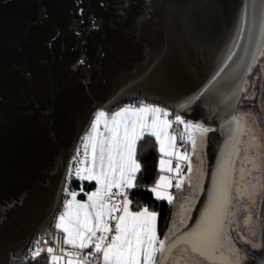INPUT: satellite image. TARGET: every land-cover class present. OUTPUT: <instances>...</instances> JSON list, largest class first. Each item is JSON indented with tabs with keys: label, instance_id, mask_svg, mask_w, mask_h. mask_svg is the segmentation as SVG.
<instances>
[{
	"label": "water",
	"instance_id": "obj_1",
	"mask_svg": "<svg viewBox=\"0 0 264 264\" xmlns=\"http://www.w3.org/2000/svg\"><path fill=\"white\" fill-rule=\"evenodd\" d=\"M261 3L0 0V264L24 257L36 235L52 231L67 170L100 108L143 99L212 129L190 213L171 239L197 226L230 154L231 201L232 151L241 137H233L232 117L246 125L238 113L241 81L259 37L257 18L249 39L251 6ZM245 12L247 22H238Z\"/></svg>",
	"mask_w": 264,
	"mask_h": 264
},
{
	"label": "snow or ice",
	"instance_id": "obj_2",
	"mask_svg": "<svg viewBox=\"0 0 264 264\" xmlns=\"http://www.w3.org/2000/svg\"><path fill=\"white\" fill-rule=\"evenodd\" d=\"M251 8L252 25L249 28V39H252L257 18L259 37L255 42L256 47L252 50L245 76L252 72L253 64L258 58H264V3L253 4ZM247 19L248 14L245 12L243 16L238 17V22L245 23ZM242 35L243 29L238 28L237 36ZM234 55L235 52L230 51L223 63L226 65ZM16 69L27 79L31 78L28 70L19 65ZM222 71L223 69L216 72L212 79L215 80ZM209 83L211 84V81ZM241 84L246 87L247 79H242ZM169 116L168 108L143 101L138 102V106L125 104L111 113L104 108L95 112L90 121V130L83 137L84 153L80 156L77 150V156L73 157L75 168H69L66 174L69 181L75 176L79 181H94L95 187L86 193V200L77 199L79 193L76 190L69 187L61 189L67 198L63 201V211L56 217L55 228L62 231L64 246L59 249L60 255L56 254L54 247H47L50 264H93V261L95 264H165L173 248L181 243L187 246L183 249L185 253L190 251L198 254L208 264H245L247 252L238 246L239 241L253 249L264 247V242H256L257 229L253 226L251 209L257 193L264 194V183L244 185L243 189L237 188L241 196L247 193L251 202L244 205L246 214L243 223L248 235L239 231L237 238L234 239L231 235L234 227H240L237 219H228L230 215H237L236 212L230 211L231 154L220 171L215 190L209 194V205L201 220L195 228L183 233L179 238L171 239L168 235L164 239L159 238V214L150 210L147 205L135 212L130 209L132 201L128 198L127 189L135 186L136 174L141 169V164L136 158L137 142L145 134L155 137L160 153V175L151 186V192L158 199H166L171 204L174 197L169 189L173 186V179L178 189L183 187L185 180L192 185L194 168L191 153L177 146V134L170 129L174 122L183 125L179 139L190 142L193 153L212 129L203 123L186 120L180 114L175 115L174 120L169 119ZM232 121L235 125L232 130L233 137H238L244 132L246 125L235 116ZM238 152L237 140L232 154ZM261 155L264 156V153ZM184 162H187V174L182 171ZM261 166L264 165L253 164L254 168ZM79 192H84V188L80 187ZM260 233L264 238V213L261 217ZM54 239L57 245H60V236L57 235ZM35 243L36 247L30 251L33 259L44 251L39 246V240ZM177 264H189V261L178 258Z\"/></svg>",
	"mask_w": 264,
	"mask_h": 264
},
{
	"label": "trees",
	"instance_id": "obj_3",
	"mask_svg": "<svg viewBox=\"0 0 264 264\" xmlns=\"http://www.w3.org/2000/svg\"><path fill=\"white\" fill-rule=\"evenodd\" d=\"M255 72L256 69L253 66L252 72H249L248 74V84H250L249 81L250 76L252 77ZM246 91L247 89L245 88V90L242 93V98L239 101L238 111L241 110L242 107H249V108L252 107L254 110L256 109L257 111L258 107L255 105L245 106L246 103L249 102L248 99L250 98L246 95ZM140 100L141 99H137L136 101H140ZM136 158L141 164V169L136 174L135 188L131 189L129 194V198L132 201V207L135 210H140L141 207L147 205L150 210L156 211L159 214L158 232L160 237L164 239L166 235L168 236L172 235L187 221L188 215L190 213V209L189 208L187 209L188 211L186 212V215H181L180 212L181 210L183 212V208L191 199L193 195L194 187L193 185H189L187 180H185L183 187L176 190L173 203L171 204H169L168 201L165 199H158L151 192V186L155 183V180L160 175V169H159L160 153H159L158 143L155 140L154 136L147 134L144 137H142L141 140L138 141ZM200 164L201 162L199 158L196 162L195 161L193 162V168H194L193 175H195L194 177L196 178L200 174L199 171ZM187 167L188 166L186 165V171H185L186 174H187ZM203 169H205V163H204V168H202V170ZM81 184L82 182L79 181L75 176H73V178L69 182L68 187L71 190H78L81 187ZM85 184L84 187L88 189L89 184H86V186ZM91 186L93 187V184ZM79 196L84 197L85 194L81 193ZM60 234L61 232L57 230L54 226L52 231L47 234L50 239L49 244L57 245L56 240L54 239V237H56L57 235L60 236V241L62 242V238ZM231 235L233 236V232L231 233ZM242 248H244V246H242ZM246 252L248 253V257H250L252 260L248 261L245 264H264V247H262L261 251H256L253 248H247ZM10 264H50V261L48 255H40L35 259H33L30 256H24L21 258L12 257Z\"/></svg>",
	"mask_w": 264,
	"mask_h": 264
},
{
	"label": "rangeland",
	"instance_id": "obj_4",
	"mask_svg": "<svg viewBox=\"0 0 264 264\" xmlns=\"http://www.w3.org/2000/svg\"><path fill=\"white\" fill-rule=\"evenodd\" d=\"M145 103L150 104L152 102L147 101ZM153 104H156V103H153ZM157 105L160 106V104H157ZM111 112H113V111H111ZM111 112H109V113H111ZM170 131H172V130L170 129ZM253 137H255L256 139H253ZM260 137L261 136H260V134L257 133V130L255 129L254 125H251V126L245 128L244 132L241 134V137H240L239 152L237 153V157H236L235 172H234L232 192H231V201H230V204H231L230 205V211L236 212V214H237L236 216H238V212H239L238 208L239 207L242 206V208H244V205H248L251 203L249 201L247 193H245L243 196H241L240 193L237 191V188L240 187L241 189H243L244 185L251 186L253 184L263 183L264 166L256 167V168L253 167L254 163L256 165H264V156L261 155V153H264V141H263V139H260ZM186 151L191 153L192 164L194 161L196 162L198 160V158L200 159L201 164H200V169H199L200 174L198 175V177L196 178V177H194L195 175H193V181H192V185L194 187L193 188V195H192L191 199L189 200V202L186 204V206L183 208V212L181 210V212H180L181 215H186V212L188 211L187 209L191 208L192 202L196 196L197 189H198L199 184L201 183V180H202V172L204 171V169L202 170V168H204V157H203L202 153L205 155L206 137H205L204 142L198 146V148L196 149V151L194 153H193L191 144H190L189 148L186 149ZM174 161H175V159H173V163H174ZM186 165H187V162H184L182 164V171L185 174H186V172H185L186 171ZM242 169L244 170L243 172L241 171ZM165 174L168 175V173H165ZM192 174H194V173H192ZM197 181L199 182L198 184H197ZM76 191H78V193H79L77 199L85 200L79 196L81 193V192H79V189ZM169 191H171L173 194V197H175V194L173 193L171 188L169 189ZM260 196H261V193L258 192L256 195V201L258 200V198ZM65 198H67V196ZM130 209L133 212L139 211V210H135L132 207V204H130ZM61 211H63V207L60 210V212ZM59 213H58V215H59ZM55 223H56V219H55ZM55 223H54V226H55ZM157 231H158V218H157ZM158 235H159V232H158ZM159 238L162 239L160 237V235H159ZM184 248H185V245H182L180 247L181 253L185 256L187 255L186 257L188 259H190V264H196L195 260H194V256H197L198 254L191 253L190 251L185 253L183 251ZM172 261H173V258L170 257V259L167 261V264H173ZM201 264H203V262Z\"/></svg>",
	"mask_w": 264,
	"mask_h": 264
},
{
	"label": "flooded vegetation",
	"instance_id": "obj_5",
	"mask_svg": "<svg viewBox=\"0 0 264 264\" xmlns=\"http://www.w3.org/2000/svg\"><path fill=\"white\" fill-rule=\"evenodd\" d=\"M254 67L256 69V72L252 77L250 76L249 78L250 84L246 86L247 89L246 95L250 98L248 99L249 102L246 103L245 106L255 105L258 107V110L256 111V109L254 110L252 107L250 108L242 107V109L239 110L238 113L240 116H242L245 119L246 128L251 125H254L255 129L257 130V133L260 134L261 136L260 139H263L264 141V58H258ZM263 183H264V177H263ZM262 201H264V194H261V196L255 202V204H251V209L253 212V226L257 229V235H256L257 243L264 242L260 233L261 217L264 211V203H262ZM238 209H239L238 216L233 217L230 215L228 217L229 220L237 219L240 225L239 229L234 227L232 230L234 239L237 238L238 231L242 232L244 235H248L247 228L243 223L244 216L246 214V209L242 208V206L239 207ZM238 246L240 247L244 246L245 250L247 248H251L250 246L245 245L243 241H239ZM254 250L261 251L262 247L255 248ZM179 256H180L179 259L184 260L182 257H184L185 255H182V253L175 254V256H173V261H172L173 264H177V259ZM194 260L196 264H201L202 262L203 264L208 263L207 261L203 260V258L200 257L199 255L194 256ZM250 260L252 259L248 257V253H247V259L245 260V263H247ZM188 261L190 262V259H188Z\"/></svg>",
	"mask_w": 264,
	"mask_h": 264
},
{
	"label": "built area",
	"instance_id": "obj_6",
	"mask_svg": "<svg viewBox=\"0 0 264 264\" xmlns=\"http://www.w3.org/2000/svg\"><path fill=\"white\" fill-rule=\"evenodd\" d=\"M140 101L147 102L146 100H143V99H141ZM132 102H138V101L133 100ZM161 107H165V108L169 109V111H170L169 119H173L174 120V117L177 114H180V115L184 116L179 110L171 109V108H169V107H167L165 105H161ZM184 118L186 120H189L185 116H184ZM172 131L177 134V137H178L177 138V146L180 147L181 150H186L188 148L190 142H185V141L179 139L180 134L183 132V125H180V124H177V123L174 122L173 125H172ZM82 141H83V138L81 139L80 144H79V148H78L80 156H82L83 153H84V148H83V142ZM76 156H77V154H76ZM75 163L76 162L73 160L72 164H71V168H73V169L75 168ZM174 166H175V161H174L173 167ZM130 190L131 189H127L128 198H129ZM171 190L173 191L174 194H176L177 188L175 187V179H173V186H172ZM113 227H114V225H113ZM38 240L41 242L39 246L44 249V251H42L40 255H48L49 256V254L46 251L47 247H49V246H52V247H54L56 249V254L57 255L61 254L60 250H59L61 246L50 245L49 244V240L50 239H49L48 235L47 234H39V235H36L34 237V239L32 240V243H31L29 249L27 250L25 256H30L31 257L30 251L33 250L36 247V243L35 242L38 241ZM93 264H95V261H93Z\"/></svg>",
	"mask_w": 264,
	"mask_h": 264
},
{
	"label": "crops",
	"instance_id": "obj_7",
	"mask_svg": "<svg viewBox=\"0 0 264 264\" xmlns=\"http://www.w3.org/2000/svg\"><path fill=\"white\" fill-rule=\"evenodd\" d=\"M138 102H140V101H138ZM138 102H132V101H130V102H126V103H123V104H121V105H119L118 107H116L114 110H113V112L114 111H116L118 108H120V107H123L125 104H136L137 106H138ZM150 104H153V103H150ZM160 107H161V105H160ZM171 130H172V128H171ZM173 132V131H172ZM145 135H147V134H145ZM138 143V142H137ZM158 148H159V146H158ZM173 159H175V158H173ZM173 165H174V163H173ZM82 182V184H81V187H83L84 188V192H81V193H84L85 194V196L84 197H82L83 199H87V195H86V193L88 192V191H91V190H93V188L95 187V182L94 181H81ZM85 182H86V184H89V188L87 189L86 187H84V184H85ZM86 184H85V186H86ZM93 184V187L91 186ZM154 185V184H153ZM152 185V186H153ZM133 188H135V186L133 187ZM133 188H130V189H133ZM178 189V188H177ZM80 193V194H81ZM130 199V198H129ZM131 200V199H130ZM132 204V203H131ZM61 232V238H62V240H63V233H62V231H60ZM56 246H64L63 244H62V242H61V244L60 245H56Z\"/></svg>",
	"mask_w": 264,
	"mask_h": 264
}]
</instances>
